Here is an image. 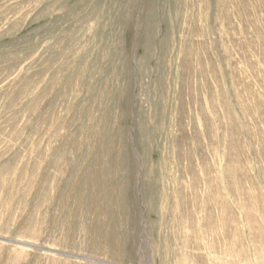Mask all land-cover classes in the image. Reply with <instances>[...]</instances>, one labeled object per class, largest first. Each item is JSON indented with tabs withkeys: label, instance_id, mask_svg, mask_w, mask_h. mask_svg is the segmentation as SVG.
<instances>
[{
	"label": "rangeland",
	"instance_id": "1",
	"mask_svg": "<svg viewBox=\"0 0 264 264\" xmlns=\"http://www.w3.org/2000/svg\"><path fill=\"white\" fill-rule=\"evenodd\" d=\"M0 264H264V0H0Z\"/></svg>",
	"mask_w": 264,
	"mask_h": 264
}]
</instances>
